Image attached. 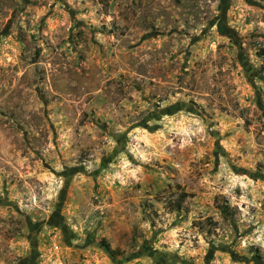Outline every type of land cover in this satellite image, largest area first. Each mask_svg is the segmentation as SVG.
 <instances>
[{
  "label": "rangeland",
  "instance_id": "rangeland-1",
  "mask_svg": "<svg viewBox=\"0 0 264 264\" xmlns=\"http://www.w3.org/2000/svg\"><path fill=\"white\" fill-rule=\"evenodd\" d=\"M0 264H264V0H0Z\"/></svg>",
  "mask_w": 264,
  "mask_h": 264
},
{
  "label": "trees",
  "instance_id": "trees-1",
  "mask_svg": "<svg viewBox=\"0 0 264 264\" xmlns=\"http://www.w3.org/2000/svg\"><path fill=\"white\" fill-rule=\"evenodd\" d=\"M174 204V203H173ZM174 207H175V209L174 210H176V211H180L181 210V205H179L178 203H175L174 204ZM219 210H220V212L222 213V214H226L227 213V206L226 205H224V204H221V205H219Z\"/></svg>",
  "mask_w": 264,
  "mask_h": 264
}]
</instances>
